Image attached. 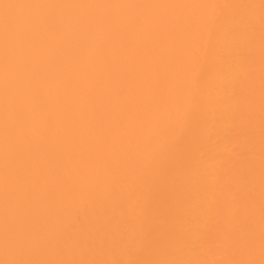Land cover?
<instances>
[{
    "label": "bare ground",
    "instance_id": "1",
    "mask_svg": "<svg viewBox=\"0 0 264 264\" xmlns=\"http://www.w3.org/2000/svg\"><path fill=\"white\" fill-rule=\"evenodd\" d=\"M0 264H264V0H0Z\"/></svg>",
    "mask_w": 264,
    "mask_h": 264
}]
</instances>
